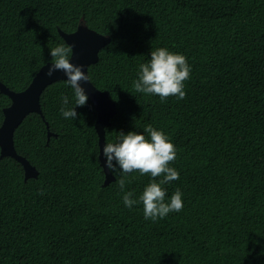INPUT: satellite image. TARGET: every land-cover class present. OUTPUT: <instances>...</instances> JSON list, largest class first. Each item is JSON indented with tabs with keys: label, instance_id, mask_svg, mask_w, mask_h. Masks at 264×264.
Masks as SVG:
<instances>
[{
	"label": "trees",
	"instance_id": "obj_1",
	"mask_svg": "<svg viewBox=\"0 0 264 264\" xmlns=\"http://www.w3.org/2000/svg\"><path fill=\"white\" fill-rule=\"evenodd\" d=\"M80 23L111 38L89 69L117 104L107 143L162 130L179 172L166 200L179 189L183 210L152 222L141 204L124 206L118 166L105 185L96 106L88 97L64 119L61 97L74 100L61 80L41 96L44 117L15 133L39 177L0 147V264H264V0H0V81L26 90L50 49L70 46L59 28ZM160 47L187 57L183 100L133 90ZM11 103L0 90V127ZM128 179L135 199L152 178Z\"/></svg>",
	"mask_w": 264,
	"mask_h": 264
},
{
	"label": "clouds",
	"instance_id": "obj_2",
	"mask_svg": "<svg viewBox=\"0 0 264 264\" xmlns=\"http://www.w3.org/2000/svg\"><path fill=\"white\" fill-rule=\"evenodd\" d=\"M73 47L61 44L50 49L52 60L46 75L52 77L55 72L60 71L67 77L65 84L73 91L74 106L69 107V97L62 96L60 114L64 119L75 120L78 116L75 108L84 107L88 101L81 83L89 82L90 78L85 75L82 65L70 62ZM150 56V60L139 65L137 79L132 81L133 90L145 96H158L161 103L167 102L170 97L185 99V82L190 79L192 71L187 57L164 47L152 50ZM143 131L147 133V137L135 131L118 133L115 142L104 145L103 156L109 170L115 171L117 166L120 170L121 178L117 184L123 193L124 206L131 209L133 205L141 204L144 219L156 222L170 213L183 210L181 191L177 189L166 200L167 193L163 187L179 179V172L170 166L177 159V149L162 130L155 129L151 124L146 125ZM134 172L152 178L142 194L135 199L134 192L125 191V186L131 182L128 177ZM157 178H161L159 182Z\"/></svg>",
	"mask_w": 264,
	"mask_h": 264
},
{
	"label": "water",
	"instance_id": "obj_3",
	"mask_svg": "<svg viewBox=\"0 0 264 264\" xmlns=\"http://www.w3.org/2000/svg\"><path fill=\"white\" fill-rule=\"evenodd\" d=\"M59 32L70 46H74L70 62L75 65H82L85 75L90 78V67L99 61L100 52L111 42V38L90 28L85 23H80L77 30L72 33H67L60 28ZM50 66L51 62L44 65L36 74L30 86L20 92L11 90L0 81L1 92L8 95L12 100L11 105L4 110L5 119L0 127L1 157H12L22 163L27 180L38 178L40 173L26 157L17 152L15 133L30 114L38 113L44 117L41 107L42 94L53 83L67 79L64 73L60 71L55 72L52 77H48L46 73ZM81 87L84 88L85 94L94 102L98 112L96 128L100 137V160L106 173L105 185H109L115 180V176L106 167L103 147L107 143L106 129L111 126V121L117 113V104L111 98L110 92L99 89L91 78L87 83L82 82ZM47 126L49 128L48 123ZM53 135L55 134L49 133V137Z\"/></svg>",
	"mask_w": 264,
	"mask_h": 264
}]
</instances>
